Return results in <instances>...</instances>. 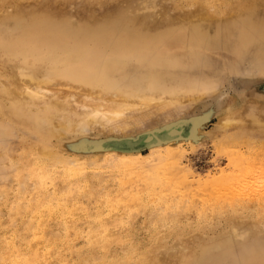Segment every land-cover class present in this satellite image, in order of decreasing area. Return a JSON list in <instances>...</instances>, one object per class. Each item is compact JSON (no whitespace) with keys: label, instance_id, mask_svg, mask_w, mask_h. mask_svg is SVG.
Listing matches in <instances>:
<instances>
[{"label":"rangeland","instance_id":"1","mask_svg":"<svg viewBox=\"0 0 264 264\" xmlns=\"http://www.w3.org/2000/svg\"><path fill=\"white\" fill-rule=\"evenodd\" d=\"M42 36L79 48L72 64L93 63L106 96L172 103L137 111L124 131L91 130L73 150L53 134L58 108L11 86L23 67L53 74V94L76 101L79 84L62 79L69 57L0 51V264H264V0H0V49H40ZM209 109L190 147L192 120ZM248 114L260 129L238 132ZM225 118L232 143L217 129ZM170 127L182 130L174 174L148 147L173 140ZM130 148L142 156L131 167L104 155Z\"/></svg>","mask_w":264,"mask_h":264},{"label":"bare ground","instance_id":"2","mask_svg":"<svg viewBox=\"0 0 264 264\" xmlns=\"http://www.w3.org/2000/svg\"><path fill=\"white\" fill-rule=\"evenodd\" d=\"M51 32H53V31H51ZM30 38L32 39L31 36L29 37V39ZM42 40L44 42H42V44H41L42 45V48L40 47V49H39V47H36L35 49H31V47H26L27 44H25V45L23 44L24 46H22L19 42L18 43L17 42H12V43H14L13 45L6 42L5 48L2 46L3 48H1L0 51L6 53L9 56H13V57H15V55L16 56H22V58L24 60L27 59L28 61H32V62L40 61L41 60V53H43L45 51H50L52 53L58 52L59 53V56H63V57H66L67 56V57H69V60H67L68 59L67 58L66 60L63 61L62 65H61V68L64 69V71H63V78L62 79H65L66 80L65 82L67 83V85L68 86L70 85L72 88L74 87V86H72L74 83L79 84V85H76V87L77 88L79 87V89H80V92H79L80 95H77L79 99L77 98L76 101L74 100L72 102H68L66 100H63V96H55L56 93L53 94L54 89L56 88V86H53L52 83L54 82L55 78H54V75L53 74H49V73L45 75L43 73H37V72H34V71L33 72L32 71H27V69H24L23 67H19V74H16L15 75V83L11 85L13 87L14 94H16V95L17 94H21L22 97H24L25 100H28L29 103H31V104L39 105L40 103H46V104H51L52 106L58 108L57 110H58V112H60V114H58V116L61 115V113H62L63 118H62V122L61 123H57V125H54L53 126V128H54L53 129L54 130L53 134L56 137L55 138L56 141L61 146H64L63 143H66L67 142V143H69L71 149L76 150L77 148H79L80 146H82L84 144L85 139L87 138V134L91 130H99L100 129L103 132L106 131V130L107 131H111V132L124 131L130 125H133V126L135 125V120L137 119L135 113L137 111H142L143 112L144 110L149 109L154 104L157 107V106H160V105H162V106L167 105L165 102H168L170 104L172 103L169 100H165V98L163 99V96H162V99L159 98L157 100V99H155V98L152 97L151 93H150V96H148V95H143V96L137 95V97H136L135 94H130L128 92L126 94L123 93V95H122V93L118 92V93H120V95H118V98H116V99L115 98L113 99V98H111L109 96H106V94H104V91L105 90H108V89H111L112 87L111 86H108L107 84H105L103 82V80L99 76H97L95 74V72H93V68H94L93 67V63L83 64L81 66H75V65L72 64L74 61L71 60V59H74V56H72L70 58V55H71L70 53L73 54L76 50H79V48H76V47H67L65 45V43L62 41V39H60L58 36H54V37H50V36L47 37L46 36L45 38L43 37ZM27 42L30 43V41H28V40H27ZM28 46H30V45H28ZM87 51H88V49H87ZM17 52H19L20 54L17 53ZM27 63L29 65L31 64L30 62H27ZM44 64L45 63L41 62L37 66L40 67V66H42ZM92 81H95L96 83H93ZM149 82H154V81H149ZM98 83H100V84H98ZM145 83L147 84V82H145ZM154 83H156V82H154ZM147 85H146V87L149 88ZM154 86H156V85L154 84ZM140 88H141V86H140ZM142 88H144V87L142 86ZM147 88H145V89H147ZM187 91L189 93V96L191 97V95L193 94V92L191 91L192 93H190V90H187ZM49 92H51V94H53V95H48L47 93H49ZM4 93L6 95H4L2 98H5V99L7 98L8 99L7 92L4 91ZM166 93L164 92L165 95H166ZM158 95H159V93H158ZM179 95L181 96L182 94H179ZM68 97L70 98L69 95H68ZM193 97H194V95H193ZM196 97H197V94H196ZM181 98H182V96H181ZM182 99H184V98H182ZM192 100H191V102H192ZM194 100H196V99H194ZM194 102H196V101H194ZM219 112H221V111L218 110L217 113H219ZM212 113H214V112H211V110L209 109L208 111L204 112V114L202 116H198V117L196 116V118H194L192 120L193 121V129L190 130L191 131L190 138L188 137V139H185L184 140V141L187 140V142H189L190 147H193V140L196 139L195 137L196 136L198 137V135L200 133L199 132L200 123L202 121H204L205 119H208L209 117L213 116L214 114H212ZM127 114H132V117H128ZM234 115H235V113H234ZM230 116L231 115H229V117ZM224 117L225 116H223V118ZM244 117L246 119L247 115H244ZM244 117H243V120L242 119L241 120H238V122H240L241 124L240 123H237L236 124V122L232 121V124H233V122H234V124H236V125H234V128H236V129L239 128L240 129V130L238 129V132L241 131L243 128H245V126H247V124L249 122H251V123H249V125H248L249 127L248 128L246 127L247 129H250V127H253L254 128V126H255V129L256 128H259L260 126H261L260 128H262V126L264 125V121L262 122V120H261L262 124L259 125V127L257 126L258 124L255 125V123L257 121L255 119L256 118L255 116L253 117L254 119H252V121L251 120L248 121L249 119L252 118V117L249 118V114H248L247 120H244ZM138 118H140V117H138ZM230 118L222 119L220 121L221 124L219 123L220 125H218L217 129L218 130H221V132H223V133H225V132L227 133V128L228 127L232 128L230 126L231 125ZM32 120L33 121H29V122H31V123H37L38 122L37 121V117L32 118ZM236 120L237 119H235V121ZM259 120L260 119H258V121ZM244 121L245 122L247 121L246 122L247 124L243 125V122ZM253 123H254V126L253 125L250 126V124H253ZM165 127H168V125H166ZM241 127H242V129H241ZM171 128H173V129H171ZM195 128L198 129L196 132H195ZM259 129H257V130H259ZM158 130H159V128H158ZM158 130L154 129L153 131H151L152 134H153V137L158 138V136H159ZM181 131L182 130H181L180 127H170V129H168V131L166 132V136L167 135L170 136V137L172 136V138L175 137V138H173V140H168L167 139L166 141H162V142L159 141L160 143L159 142H157V143L155 142L156 144H154L153 146L148 145V147H151L149 152H154V153L155 152H158V153H161L162 154L161 163L164 162L165 164L166 163L167 164H169V163L170 164H173V165H171L169 167L167 165H166L167 167H161V168H164L163 169L164 171H166V172L169 171L170 174L173 173L177 169L175 167V165H176L175 164V161H176L175 158L177 157V155H179V152L177 153V151L179 150L180 145L178 143L179 140H176V138L177 137H178V139L181 138V135H180L181 134ZM236 131L237 130H235V132ZM262 131L264 132V129ZM163 132H164V130H163ZM238 136H240V135H238ZM230 137H231V135H228V133H227L224 141H227V143L228 142L229 143H232V141H233L232 139H234V138H230ZM237 137L235 136L236 139H237ZM198 139H199V137H198ZM229 140L230 141L232 140V141L230 142ZM97 142L98 141L96 140V142L93 144V147L95 149H98ZM133 152L136 153L137 151H135V149L130 148L127 151L121 150L120 153H118V154L108 153V154H104V155H107V156H109V155H115V156L121 158V160L124 161L125 164H127V165H129V167H131V165H133V164L136 163V159L137 158H141L142 157L141 155L140 156L139 155H136ZM126 153H131V154H126ZM231 154H233V153H231ZM239 156H236V157H239ZM233 158L234 157H232V159ZM238 165H240V164H238ZM74 166L72 165V167H74ZM82 167H83V165H82ZM237 167H239V166H237ZM174 168H175V170H174ZM72 169L74 171V168H72ZM256 169H259V168H256ZM245 170H247V169L245 168ZM163 173L166 176V173L165 172H163ZM170 174L167 175V176L168 177L171 176ZM179 178H181V177H179ZM228 179L230 180V178H228ZM234 179H236V178H234ZM170 180L171 179L169 178V181ZM174 180L176 181V180H179V179L177 178V179H174ZM229 180H227V181L229 182ZM248 180H249V178H248ZM176 183H177V181H176ZM220 185H221V183H220ZM230 186H232V185H230ZM193 188H195V187H193ZM235 190H237V189H235ZM200 191H202V190H200ZM193 194H194V192H193ZM47 207H49V206H47ZM154 258H155V256L153 257V260H155ZM155 262H154V264H155Z\"/></svg>","mask_w":264,"mask_h":264},{"label":"water","instance_id":"3","mask_svg":"<svg viewBox=\"0 0 264 264\" xmlns=\"http://www.w3.org/2000/svg\"><path fill=\"white\" fill-rule=\"evenodd\" d=\"M150 137H151V135L148 136V137H146V138H144V139L141 141V143H145V144H147V142L150 141Z\"/></svg>","mask_w":264,"mask_h":264}]
</instances>
